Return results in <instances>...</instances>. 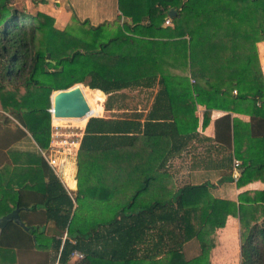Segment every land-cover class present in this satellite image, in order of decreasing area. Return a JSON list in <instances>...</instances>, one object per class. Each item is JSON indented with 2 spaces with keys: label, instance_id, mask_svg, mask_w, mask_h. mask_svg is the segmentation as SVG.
<instances>
[{
  "label": "trees",
  "instance_id": "trees-1",
  "mask_svg": "<svg viewBox=\"0 0 264 264\" xmlns=\"http://www.w3.org/2000/svg\"><path fill=\"white\" fill-rule=\"evenodd\" d=\"M261 1L119 0L122 15L116 28L85 20L61 30L46 13H25L11 0H0L1 109L47 148L52 92L78 83L89 86L81 84L93 116L78 154L79 204L72 217L71 197L54 174L48 188L56 206L51 210L65 209L59 226L74 239H66L60 264H67L76 250L85 257L75 264H211L214 235L229 215L239 216L245 228L241 264H264V189L253 197L239 195L240 204L220 198L190 204L201 186L173 188L166 171L175 152L166 148L173 134L180 135L173 109L177 96L190 94L187 106H196L205 83L213 93L238 88L243 100L264 101L256 45L257 35L264 33ZM168 17L172 25H165ZM122 18L132 23H121ZM171 69L190 73L168 74ZM153 87L159 88L155 106L144 122L141 114L130 112L121 118L101 116L106 94L105 109H112L123 90ZM165 109L172 123H167ZM160 116L164 119L157 121ZM252 133L264 136V129ZM242 167L239 185L254 171L246 160ZM259 169L262 174L255 173V179L264 181V165ZM18 194L17 204L23 206ZM192 239L200 252L187 258L184 245Z\"/></svg>",
  "mask_w": 264,
  "mask_h": 264
},
{
  "label": "crops",
  "instance_id": "crops-1",
  "mask_svg": "<svg viewBox=\"0 0 264 264\" xmlns=\"http://www.w3.org/2000/svg\"><path fill=\"white\" fill-rule=\"evenodd\" d=\"M29 2L35 6L37 12L52 16L55 19V26L61 30L69 26H79L85 20L91 25L107 23L111 28H116L117 19L122 15L119 0H29ZM258 7L261 25L264 28L262 20L264 1L259 2ZM75 17L79 21L75 20ZM125 20L132 23L130 18H122L121 23ZM165 25H172V21ZM256 45L264 74V33L260 32L257 35ZM188 71L171 69L168 74H188ZM194 81L195 79L190 77V82ZM201 86V94L198 96L201 101H196V106L191 104L187 106L191 102L190 94L183 93L175 99L173 109L175 115H178V124L181 128L180 135L173 134L170 141L172 144L166 148L175 151L166 164V171L171 175L173 187L175 181H179L176 189L191 185L201 186L195 193L196 201L188 202L190 204L202 205L204 201L209 202L210 199L217 198L240 204L239 195L247 194L246 196L253 197L256 192L264 189V181L255 179V173L262 174L259 168L264 165V136L252 133L255 129H264V120L260 118L264 114V101L253 104L251 96L243 100L239 97L238 88H224L218 93H213L214 90L208 84L204 83ZM141 89L150 91L148 104L146 101L137 102V108L123 109L125 112L122 111V114L113 115L112 112L118 108L114 105L112 109H105V101L101 116L121 118L130 112L141 114L139 118L144 122L155 106L159 88ZM163 111L164 109L160 108L157 114L161 115ZM0 112L3 115L0 116V216L19 207L21 219L28 227L26 229L12 221L0 230V264H55L66 239L69 238L71 241L74 239L68 235L66 228L58 224L65 220V209L56 213L53 198L47 196L51 175L54 174L59 179L71 197L74 206L72 217L79 204L78 154L91 115L88 114L86 119L81 120L56 118L62 119V122L71 121L80 128L73 155L65 165L69 166V177L64 179L63 168L60 173L55 172L41 153V150L49 151L51 141L47 148L41 147L29 129L19 120L1 108ZM165 113L167 123H172L174 119L170 116V111L165 109ZM6 117H9V120ZM133 117L137 118L135 115ZM163 117H158L157 121L163 120ZM54 121L52 115L51 131ZM62 122L58 124L62 125ZM261 138L262 145L259 140ZM234 159L241 161L240 177L243 174L244 160L254 168L252 175L241 185L238 184L240 177L235 179L232 174ZM59 188L57 187L58 190ZM19 191L23 206L17 204ZM96 203L104 204V201L97 200ZM243 203L256 205L252 201ZM64 207H67L66 203ZM102 209L105 210L101 207ZM105 214L108 215V212L105 211ZM263 219L264 214L261 220ZM243 231L245 228L240 217L229 215L225 225L218 228L214 235L215 246L210 252L211 264L241 262ZM184 251H188L189 258L195 257L200 252L199 242L194 239L186 242ZM77 259V256L72 255L67 264H75Z\"/></svg>",
  "mask_w": 264,
  "mask_h": 264
},
{
  "label": "rangeland",
  "instance_id": "rangeland-1",
  "mask_svg": "<svg viewBox=\"0 0 264 264\" xmlns=\"http://www.w3.org/2000/svg\"><path fill=\"white\" fill-rule=\"evenodd\" d=\"M11 2L13 3V5L18 7L19 10L24 11L25 13H30V14H33V15H35L37 13L35 6L32 5L29 2V0H13ZM168 18H170V17H168ZM172 24H173V22H172ZM81 84L83 86H88L85 83H81ZM54 91H56V90H54ZM117 95H119V96H117ZM117 95L115 96L116 101L114 100L113 104L116 106V108H117V106L122 105V108L116 110L115 112H112L113 115L122 114L123 109L133 110V109L137 108V102L144 103V101H146V103L148 104L149 103V99H150V91L149 90H143L141 88L126 89V90H123L121 92V94H117ZM107 97H108V95L106 94V97H105V100H104L103 104L107 100ZM1 100H0V107L2 106L1 105ZM5 112H7V111H5ZM123 112H125V111H123ZM103 114H105V111L103 112ZM86 117H87V115L84 116V117H81L79 119L80 120L84 119V118L86 119ZM60 121L62 122V119H56L55 118V121L53 122V126L54 125H59L58 123H60ZM53 126H52V131H53V133H55L56 131L54 132ZM79 130H80V128L77 127L73 122H71V121H66L65 122L64 121V122H62V125L60 124V128H59V132L63 133V136H60V137L54 136V137H52V135H53V133H52L51 136H50L51 137L50 141H52V138L53 139L54 138L55 139L59 138V140L64 139V138H66L64 135L65 134H69V133H72V136L69 138L70 140L71 139H75V138L77 139L78 136H76L77 135L76 133H78ZM59 147L61 148L62 145L59 146ZM46 152H49V151H46ZM72 152H73V149H72ZM67 162H69V160H67ZM65 165L66 164H64V166H63L64 179L69 177V166L66 167ZM177 181H175L176 184H174L173 188L177 187ZM124 185H125V183H124ZM124 185L122 187H124ZM194 241H197V240L194 239ZM185 254L187 255V258H189L190 254L188 253V251L185 252ZM195 256H197V255H195ZM239 264H241V262Z\"/></svg>",
  "mask_w": 264,
  "mask_h": 264
},
{
  "label": "water",
  "instance_id": "water-1",
  "mask_svg": "<svg viewBox=\"0 0 264 264\" xmlns=\"http://www.w3.org/2000/svg\"><path fill=\"white\" fill-rule=\"evenodd\" d=\"M51 112L54 118H81L91 112L81 83L75 84L66 89H59L52 93ZM16 222L24 228H28L20 215V208L17 207L11 212L0 216V230L5 228L9 222Z\"/></svg>",
  "mask_w": 264,
  "mask_h": 264
},
{
  "label": "built area",
  "instance_id": "built-area-1",
  "mask_svg": "<svg viewBox=\"0 0 264 264\" xmlns=\"http://www.w3.org/2000/svg\"><path fill=\"white\" fill-rule=\"evenodd\" d=\"M166 24L171 23V19L167 18L165 21ZM236 93L237 90H234ZM50 111H52L50 109ZM52 113V112H51ZM92 117V116H91ZM60 125H54L53 129L54 132L52 137L57 136H63V133L59 132ZM77 134V133H76ZM66 138L59 140L58 139H53L51 141L50 149L49 152H46L44 150H41V153L43 154L44 158L47 160L49 165L53 168V170L57 173H60L64 164H66V161L70 158V156L73 154L72 149L76 146L77 144V139H69L72 136V133L65 134L64 135ZM78 136V134L76 135ZM62 147L60 148L59 146ZM240 166H241V161L238 159H234L233 161V177L235 179H238L240 177ZM74 256H77V258H83L85 257V254L79 251H74L73 254ZM55 264H60L59 258L57 259Z\"/></svg>",
  "mask_w": 264,
  "mask_h": 264
},
{
  "label": "bare ground",
  "instance_id": "bare-ground-1",
  "mask_svg": "<svg viewBox=\"0 0 264 264\" xmlns=\"http://www.w3.org/2000/svg\"><path fill=\"white\" fill-rule=\"evenodd\" d=\"M79 136V135H78ZM79 138V137H78Z\"/></svg>",
  "mask_w": 264,
  "mask_h": 264
}]
</instances>
